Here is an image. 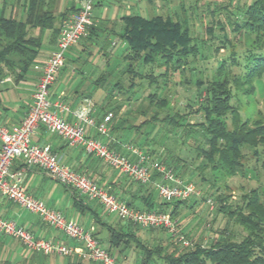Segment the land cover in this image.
I'll list each match as a JSON object with an SVG mask.
<instances>
[{
	"label": "trees",
	"instance_id": "trees-1",
	"mask_svg": "<svg viewBox=\"0 0 264 264\" xmlns=\"http://www.w3.org/2000/svg\"><path fill=\"white\" fill-rule=\"evenodd\" d=\"M41 4L42 0H31L29 11L23 20L0 15V82L8 75H21L34 62L40 43L37 37L31 35L28 26H38L39 30L46 27L52 28L53 16L48 11H42ZM236 9L239 15L231 16L229 14L227 24L230 32L236 36V40H240V37L249 39L248 46L240 53L234 50L235 47L230 43V38L223 26L219 27L222 34L220 37L212 35L211 27H206V32L211 35L210 39L216 38L220 42L214 51L217 52L219 48L225 47L234 48L229 50L228 55L217 59L218 65L214 70H211L209 75L203 74L201 77L192 78V85L196 88L195 95L187 106L192 108L191 111L195 115H201L202 120L191 123L187 120L186 113L174 111L168 99L158 95L155 89L154 92L146 96V99L149 101V106L154 105L156 110L138 125L127 127L137 129L140 133L142 127L150 126L154 132H157L156 139L150 140L142 137V140H139L140 143L135 140L124 142L139 148L152 161L164 164L176 176L187 182H192V177H195L201 185L215 186L216 184L218 187L222 183L226 184L225 187H227V178L242 170L244 171V149H250L257 159L261 152L264 153V122H254L252 121L253 117L242 118L240 108L232 102L236 94L231 87L232 83L237 92L249 94L254 91L255 79L264 72V53L261 52V48H264V0H251L250 3ZM75 10L74 7L67 9L62 15V20ZM214 12L216 10L211 11V13ZM121 20L124 28L119 38L123 41L121 53L126 60V65L121 73L131 75L128 85L130 90L137 85L134 81L135 78L147 79L149 86L152 85L157 88L159 87L157 85L158 78L161 77V89H163L171 71L174 73L178 69L185 70L190 60H192V67L189 66L188 68L195 70L196 67L193 64L196 60L207 59L200 51V40H196L190 34L188 27L185 26L187 21H174L169 17L162 16L145 18L138 14L124 15ZM59 28L60 26L52 29L55 36H58ZM93 31H95V26L92 24L87 28V33L82 38L91 33L94 34ZM112 44L111 41L104 40L101 45L98 42L93 45L100 52L106 51ZM106 52H110V50ZM135 64L151 65V69L149 68L147 73H143L135 69ZM154 65L163 68V72L155 75L152 72ZM233 66L242 67L244 73L230 77ZM105 79L103 74L95 82L102 84ZM118 80L113 86L119 90L122 87L121 81L118 82ZM180 82L191 83L189 79L180 80ZM138 109L139 113L146 115V108L141 107L140 109L138 107ZM159 110L166 113L159 117ZM114 111L115 114H113L111 122L117 115L119 106L114 108ZM123 124L124 121L121 120L119 125L122 126ZM157 124L160 126L155 128ZM160 128L162 131L158 133ZM172 132H176V135L171 134ZM180 133L181 135H179ZM198 133L203 137L204 145H196L195 150L197 157L202 158L203 161L193 167L187 162L186 165L192 173L181 174L167 163L166 157L158 158L160 152L163 151L168 154L171 151H176L175 154L180 156L177 150H180L183 143H179L178 139L184 138V140L182 139L184 143L187 142V144L192 145V139L198 140ZM108 134H110L109 129ZM164 134L165 136L162 137ZM108 140L107 145L114 148L109 138ZM116 150L121 151V149ZM179 160L181 159L179 158ZM261 166L264 169V160ZM155 175L159 178L158 173L153 172L152 180ZM201 198L206 201L207 197L202 194ZM215 198L220 202L218 210L227 215L229 221H233L234 224L243 229L244 234L240 239H235L234 235L231 232H226L224 228L208 245L195 243L191 249L172 253L164 251L161 243H158L159 240L156 242L154 237L150 240L141 239L136 234L135 226L137 225L126 222L127 224L123 228L110 227V245L107 250L114 256L112 248H118L122 251L134 244L135 249L142 252V258L136 264H264V202L261 200L257 189H251L249 193L243 194L240 203L235 205L228 204L227 200L220 195ZM126 202L130 206L143 210H170L173 217L174 214L178 213V207L186 203L187 199L177 200L171 204L158 200L155 208L151 205L140 208L132 202ZM150 202L152 201L150 200ZM171 205L173 207L168 209ZM138 228L141 227L138 226ZM154 229L147 228V230ZM172 240L182 245L179 241L173 238ZM183 247L187 248L188 246ZM70 257L72 256L67 258ZM83 261L77 257L75 261H69L67 264H86Z\"/></svg>",
	"mask_w": 264,
	"mask_h": 264
},
{
	"label": "crops",
	"instance_id": "crops-1",
	"mask_svg": "<svg viewBox=\"0 0 264 264\" xmlns=\"http://www.w3.org/2000/svg\"><path fill=\"white\" fill-rule=\"evenodd\" d=\"M30 1L31 0H0V15L6 18L12 17L17 20H23L29 11ZM81 1L82 0H42V11H48L53 16L52 28L46 27L39 30L38 26H28L31 35L38 38V42L40 43L39 50L34 62L29 66L26 72L21 73L19 76H15V74L8 75L0 82V124L11 127L18 124L26 114L31 105V94L40 75L41 67L47 56L56 46L57 36L54 35L52 29L60 26L62 15L67 9L71 7L77 9ZM185 6V4L180 3L178 0H134L133 2L128 0H100L92 10L93 25L95 26V31H93L94 34L91 33L76 44L75 51L78 54L76 59L82 55L83 57L85 56V58L89 57L91 55V48H97L93 45L96 42L101 45L103 41L106 40L111 41V44L116 43V45H110L108 47L106 51L110 50V52H106L105 50L99 52V59L104 63L99 67L98 73L92 74L90 82L94 83L96 86H102L107 80L110 79L112 81L113 79L112 73H108L107 71L111 63L112 65L116 63L118 66L120 62H123L124 64L122 66L124 67L126 65V60L123 58L124 55L121 53L123 41L119 38L124 28V24L121 20L122 16L138 14L145 18H153L155 16L169 17L174 21H187L185 26H187L190 31L191 27H189V21L192 18V5ZM138 7L140 9H138ZM186 8L191 11L188 17L185 12ZM69 63V59L66 57L62 68L50 87V98L55 99L58 96H62L65 103L71 108H75L82 104L85 98L92 100L93 96L84 89H74L73 86H69L68 83L76 74V68H72V71L68 73L66 77L64 75L66 84H59L60 74ZM71 64L75 65V60H72ZM117 66L115 71L118 70ZM97 74L99 75L96 76ZM103 74L105 77L110 74L112 78L108 77L102 84H96L95 81L97 78ZM95 77L96 79L93 81ZM190 81L192 83V80ZM116 82L111 84L113 88L112 91H118V89L113 86ZM134 89L135 88H132L130 90L126 88L125 90L124 88V92L126 95H132ZM108 99H110V97L101 102V104L93 101L94 99L92 100L94 103L95 115L98 119L110 110L109 107H111V104ZM124 105H117L119 106V111L114 120L108 123L111 136L109 134L108 137H101L95 128L88 126L85 127L86 134L90 137L102 138L105 142H109V138L111 145L116 149H121L122 152H124L122 144L126 143L124 141H139L137 140L138 138L141 141L143 137L142 134L138 133L137 129H129L127 127L129 125H138L145 119L146 115L143 118V115L138 113L141 117L133 119L135 118L134 115L130 117L124 112L125 109H121ZM117 106H114V108ZM126 106L127 105H125L124 108H126ZM65 117L68 118V120H74L68 113H65ZM121 120L124 121L122 126L119 125ZM31 141L40 145H49L51 150L58 156L61 163L77 172L87 175L98 185L117 194L125 201L132 202L140 208H145L148 205H151L153 208L157 206L159 200L155 189V182L159 180L157 175L153 177L150 183L141 185L124 175L121 171L108 166L101 159L88 155L81 146L68 145L62 137L56 133H50L41 124L35 129L31 136ZM178 151L179 150H177V153L179 154ZM175 152L171 151L169 154L165 153V151L160 152L158 158L166 157L167 163L181 174L192 173L190 171L191 169L186 165L188 163L182 156H177ZM178 157L181 160H179ZM12 169L23 170V185L30 194L43 200L49 207L60 210L67 218L80 224L83 228L92 230L100 239V242L105 244L106 248L110 245V227L123 228L127 224L126 222L120 221L117 217L116 219H112L111 217L115 214L108 213L98 201L89 200L70 187L61 185L51 179L43 170L24 163L21 158L14 159ZM191 198H194L192 202L198 199L196 197ZM150 200L152 202H150ZM190 202L191 200L189 199L186 204ZM186 204H181L177 210H181L183 205ZM189 206L190 204L188 207ZM172 207L171 205L170 208ZM0 216L14 221L17 225L24 227L36 237L52 238L60 240L68 245L74 244L73 241L68 239L61 231L43 222L37 214L28 211L2 195H0ZM112 252L118 263H126L127 256L124 254L125 250L120 251L118 248H112ZM53 256L55 255L44 256L35 253L22 245L16 238L0 233V264H52L50 260L47 263V259ZM75 259H77V256H72L63 261L62 264L75 261Z\"/></svg>",
	"mask_w": 264,
	"mask_h": 264
},
{
	"label": "built area",
	"instance_id": "built-area-1",
	"mask_svg": "<svg viewBox=\"0 0 264 264\" xmlns=\"http://www.w3.org/2000/svg\"><path fill=\"white\" fill-rule=\"evenodd\" d=\"M98 1L100 0H82L80 6L62 20L55 49L41 67L26 114L18 124L11 127L0 124V195L37 214L43 222L61 231L74 244L36 237L24 227L1 216L0 233L16 238L31 251L44 256L75 255L98 264H118L92 230L83 228L60 210L49 207L43 200L30 194L23 185V170L12 169L14 159L21 158L24 163L43 170L61 185L70 187L89 200L98 201L108 213L115 214L120 220L143 229L163 228L183 246L192 244L177 227L170 210H143L130 206L117 194L101 187L87 175L61 163L49 145L31 141L35 129L41 124L50 133L62 137L68 145L81 146L88 155L101 159L139 184L150 183L153 172L158 173L159 180L155 182V189L159 200L164 203L202 197L203 193L196 185L179 178L164 164L152 161L134 145L124 143V152L117 151L109 147L102 138L86 134L85 127L88 126L95 128L101 137H108V123L113 117L111 111L98 120L94 103L89 98H85L75 108L65 103L62 96L50 98V87L65 62V51L86 35L87 28L93 24L92 10ZM65 113L74 120H68ZM206 202L212 204L210 198Z\"/></svg>",
	"mask_w": 264,
	"mask_h": 264
},
{
	"label": "rangeland",
	"instance_id": "rangeland-1",
	"mask_svg": "<svg viewBox=\"0 0 264 264\" xmlns=\"http://www.w3.org/2000/svg\"><path fill=\"white\" fill-rule=\"evenodd\" d=\"M133 2L134 0H128ZM180 3L187 5H192V18L189 21L191 27L190 34L199 41L200 51L203 55L207 57V59L202 60L198 59L193 64L196 68L192 70V60L187 65V68L183 71L180 69L176 70L174 73L171 71L168 79L166 81V86L161 89L162 77L158 78L157 85L160 87L155 88V86H149L147 79H139L135 78V83L137 84L134 88L132 95H126L124 92V88L128 89L129 79H131V75L129 73H121L123 70V62H120L117 66L116 63L114 65H110V68L107 70L108 73H112L113 79L112 81L109 79L102 86H96L94 83L90 82L92 79V74H96L99 72V67L104 63L99 59V51L98 49L91 48V55L89 57L80 56L78 59V54L76 53L75 45L69 47L65 51V58L69 59V64L65 67L64 73L60 74L59 84H66L65 77L68 73H70L73 69H77L76 74L73 76V79L68 83L69 86H73L74 89H84L86 92L90 93L93 97V101L96 103L103 102L105 99L109 98V103L111 104L109 107L113 114H115L114 106L117 105H127L126 108L124 106L121 107L128 116L137 119L141 116L138 115V107L144 109L146 108V117H150V115L156 110L154 105L149 106V101L146 99V96L149 93L154 92L155 89L157 94L160 96H165L169 104L172 106L174 111H179L180 113H186L185 116L187 120L192 121H201V115H195L192 113V108H189L187 104L192 101V98L195 95V86L186 83H181L180 80L195 79V77H201V75L206 74L209 75L211 70H214L218 65V60L222 57L228 55V52L231 48L238 53L243 51L245 47L249 44L248 38L240 37V40H236V36L230 32L228 22V16L239 15L237 11V7H243L244 5L250 3L251 0H178ZM230 2V4H228ZM219 7V8H218ZM132 9V8H131ZM138 9H140L138 7ZM134 10V9H133ZM216 10V12L211 13V11ZM186 16L188 17L189 11L187 8L185 10ZM220 26L224 27V31L227 32L230 43L234 47L230 48H219L218 51H214V48L220 45V42L216 38L210 39L211 35L206 32V27H211L212 35L216 37H220L221 30ZM243 38V39H242ZM83 38L80 39V41ZM242 40V41H241ZM79 43V42H78ZM116 43H113L112 46H115ZM210 45V46H209ZM261 52L264 53V48H261ZM192 58V57H191ZM86 59V60H85ZM218 59V60H217ZM72 60H75V65L71 64ZM118 63V62H117ZM71 64V65H70ZM117 66V71L115 68ZM151 65L141 66L139 64H135V69L137 71H141L143 73H147L151 68ZM150 68V69H149ZM240 66H233L230 71V77L235 75H241L244 73V70L241 69ZM153 73L155 75L162 73L163 68H158L155 65L153 66ZM59 73V72H58ZM121 74V75H120ZM58 75V74H57ZM65 75V77H64ZM97 74L96 76H98ZM112 76L109 74L106 78ZM122 77V78H121ZM121 78V79H120ZM96 79L93 78V81ZM119 79V80H118ZM106 80V79H105ZM121 81L122 89L118 91H112L113 82ZM231 87L233 92L236 94L233 97V104L237 105L240 108V114L242 118L253 117L254 122H264V72L260 75V77L255 79L254 82V91L249 94H244L241 91L237 92L235 86L231 83ZM238 88V87H237ZM124 92V93H123ZM137 98V100H135ZM239 98V99H237ZM113 106V107H112ZM166 112L163 110H159V117H162ZM145 115H143V118ZM229 121V120H228ZM160 125H156L155 128H158ZM192 126V125H191ZM199 129V128H198ZM162 131V128L159 129V132ZM177 132V131H176ZM176 132H172L171 134L176 135ZM142 136L145 138L156 139L157 132H154L150 126H144L141 129ZM181 135V133L179 134ZM198 140L194 141L192 139V145L183 142L184 138L178 139L179 143H183L181 145L179 155L188 162L190 165L197 166L200 163L202 158L197 157L195 147L196 145H204V139L198 133ZM165 136L162 135V137ZM161 137V139H162ZM193 137H195L193 135ZM137 140H140L139 138ZM162 142V141H161ZM205 148V146H204ZM259 149V148H258ZM261 150V149H260ZM244 158H243V167L244 171L238 172V174L227 178V187L224 184H219L217 187L214 185H201L199 181L195 177H192V183L196 185L204 194L205 197L210 198L212 204L207 203L203 198H189L191 202L189 204L183 205V208L178 211L177 214L173 215V219L176 221L178 228L180 231L191 240L192 244L187 248H184L182 245L175 243L167 231H164L160 228H155L154 230H147L143 228L136 227V234L143 240H150L154 237L158 243H161L162 248L166 252L179 253L181 250L191 249L192 245L195 243H200L203 245H208L212 239L220 233L222 229L225 228L226 232H231L235 239H240V237L244 234V231L241 227L234 224L233 221H229L228 216L224 213H221L218 210L220 202L216 200V196L220 195V197L227 200V203L230 205H235L236 203H240V198L243 194L249 193L251 189H257L261 200L264 202V169L261 166L262 161L264 160V153H260V156L257 157L252 154L250 149H244ZM229 197V198H228ZM206 198V199H207ZM187 199V200H189ZM187 206V207H186ZM171 209V208H168ZM117 216L113 215L111 218L116 219ZM154 243L153 241H150ZM149 243V242H148ZM151 244V243H149ZM101 245L105 247V244L101 242ZM124 254L126 257V263H118V264H136L139 263L142 258V252L139 249H135L134 244L132 246H128L125 249ZM66 257L53 256L47 259V263L49 260L52 264H62L65 261ZM118 262V261H117ZM83 263L92 264L91 261L84 260ZM153 263V262H151Z\"/></svg>",
	"mask_w": 264,
	"mask_h": 264
}]
</instances>
